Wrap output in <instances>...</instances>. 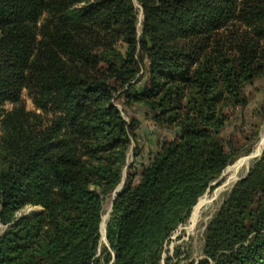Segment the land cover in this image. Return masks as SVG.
I'll use <instances>...</instances> for the list:
<instances>
[{
	"label": "trees",
	"instance_id": "obj_1",
	"mask_svg": "<svg viewBox=\"0 0 264 264\" xmlns=\"http://www.w3.org/2000/svg\"><path fill=\"white\" fill-rule=\"evenodd\" d=\"M259 80L264 0H0V264H167L171 234L251 152L259 126L235 123ZM115 100L176 131L139 168L127 163L137 124ZM28 207L42 212L21 216ZM202 253L199 264H264V150Z\"/></svg>",
	"mask_w": 264,
	"mask_h": 264
},
{
	"label": "rangeland",
	"instance_id": "obj_2",
	"mask_svg": "<svg viewBox=\"0 0 264 264\" xmlns=\"http://www.w3.org/2000/svg\"><path fill=\"white\" fill-rule=\"evenodd\" d=\"M136 10L138 12V19L140 22L142 17L138 5H136ZM247 96L248 105L244 110V114H241L242 118L235 123V128H242L243 133L248 135L251 133L252 126H259L258 136L252 143L251 152L239 156L222 172L221 176L217 179H220V181L217 184H214L217 180L212 183V185H214H211V189L202 196V198H206L208 200V205L206 209H204L199 215L196 223L192 225L190 222V214L188 220L171 234L164 246L163 262L167 259V264H199V262L204 259L202 251L206 225L218 212L230 189L235 183H237L236 181L244 178L249 168L253 165L254 161L260 157L255 156L251 158V155L255 151V148L260 141L261 135L263 134L264 118H260V110L262 107L264 108V81L259 80L252 87L248 88ZM21 101L23 102L27 111L34 110L31 100L27 97V93L24 90L21 92ZM114 104L119 110L122 111V116L126 122L134 121L137 124V129L134 132L135 139L134 142L131 143L128 153V165L132 164L136 168H139L141 165L147 163L150 156L158 150V147L162 142L171 141L174 139L176 131L155 125L150 119L149 113H147V111L142 107L134 106L130 109H124L121 105V102L118 100H115ZM1 109L4 112H8L12 109V105L5 104ZM231 128L233 127L230 126L227 129L228 131H226L230 132ZM246 158H249L246 168L240 167L236 171V173L238 172V178L234 181V183H229L230 185H228L227 181L231 176L230 168L235 165L236 162ZM216 193L217 195L215 196ZM111 199L112 196L106 199L104 202L101 223L102 219H106V223L108 221L111 211ZM40 210H42L40 207H28L25 208L20 213V215L27 216L32 212H39ZM4 231L5 228L0 225V236L4 233ZM100 245L101 248L106 245L105 234L103 235L101 232ZM175 252L177 255H175ZM209 264L215 263L209 262Z\"/></svg>",
	"mask_w": 264,
	"mask_h": 264
},
{
	"label": "bare ground",
	"instance_id": "obj_3",
	"mask_svg": "<svg viewBox=\"0 0 264 264\" xmlns=\"http://www.w3.org/2000/svg\"><path fill=\"white\" fill-rule=\"evenodd\" d=\"M263 148H264V128H263V134L261 135L260 141L258 142V144H257V146L255 148V151L251 155V158H253L255 156H258V154L260 153V151ZM248 160H249V158L248 159L246 158V159L240 160V161L236 162L235 165H233L230 168V170H231V176L228 178V181H227L228 185H230L231 183H234V181L238 178V176H237V173L238 172L236 173V171L240 167L241 168H246ZM217 193L215 194V196L217 195ZM207 205H208V200L206 198H200L199 199L197 205L193 208V211L191 213L190 222L192 223V225H194L196 223V221L199 218V215L202 213V211L204 209H206ZM105 220L106 219H102V223H101V227H100V232L103 235H104V229H105V223H106Z\"/></svg>",
	"mask_w": 264,
	"mask_h": 264
},
{
	"label": "water",
	"instance_id": "obj_4",
	"mask_svg": "<svg viewBox=\"0 0 264 264\" xmlns=\"http://www.w3.org/2000/svg\"><path fill=\"white\" fill-rule=\"evenodd\" d=\"M263 150H264V148L260 151V153L258 154L257 157H259V156L261 155V153L263 152ZM241 179H243V178H241ZM241 179L237 180L236 182L240 181ZM219 181H220V179L217 180L214 184H217ZM214 184H213V185H214ZM122 185H123V183H121V185L118 187V189L113 193V195H112V199H111V207L113 206V203H114V201H115V199H116V197H117V195H118V193H119V191H120ZM213 185H212V186H213ZM209 190H210V189H209ZM41 211H42V210H40L39 212H32L31 214H29V215H27V216H23V217H25V218H31V217H33V216H35V215L41 213ZM105 226H106V225H105ZM104 234H105V229H104Z\"/></svg>",
	"mask_w": 264,
	"mask_h": 264
}]
</instances>
